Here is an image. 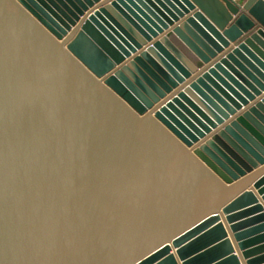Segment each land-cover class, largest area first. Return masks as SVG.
Instances as JSON below:
<instances>
[{"label":"water","instance_id":"water-1","mask_svg":"<svg viewBox=\"0 0 264 264\" xmlns=\"http://www.w3.org/2000/svg\"><path fill=\"white\" fill-rule=\"evenodd\" d=\"M0 264H264V0H0Z\"/></svg>","mask_w":264,"mask_h":264}]
</instances>
